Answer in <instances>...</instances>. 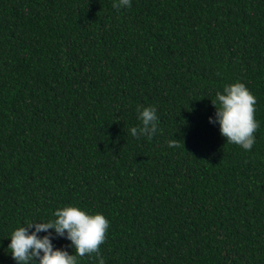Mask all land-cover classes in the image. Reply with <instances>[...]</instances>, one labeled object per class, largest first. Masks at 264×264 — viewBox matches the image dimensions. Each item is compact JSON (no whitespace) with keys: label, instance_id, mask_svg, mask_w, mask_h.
<instances>
[{"label":"trees","instance_id":"16d2710c","mask_svg":"<svg viewBox=\"0 0 264 264\" xmlns=\"http://www.w3.org/2000/svg\"><path fill=\"white\" fill-rule=\"evenodd\" d=\"M113 3L0 0V264L65 206L107 218L105 264H264V0ZM235 82L257 99L251 151L209 122Z\"/></svg>","mask_w":264,"mask_h":264},{"label":"clouds","instance_id":"9594fccd","mask_svg":"<svg viewBox=\"0 0 264 264\" xmlns=\"http://www.w3.org/2000/svg\"><path fill=\"white\" fill-rule=\"evenodd\" d=\"M113 7H131V0H118ZM27 11V9H25ZM216 109L215 119L210 123H218L219 131L226 143L240 146L251 151L255 143V133L259 122L255 118L257 99L242 82H235L224 87L223 94L216 93L211 101ZM140 125L130 129L136 138L146 137L151 140L158 131V116L154 107L138 106ZM177 139L169 141V147H180ZM184 147V144H183ZM185 149V148H184ZM55 219L48 222L28 223L16 228L10 237L8 249L17 264H79L78 258L93 256L98 264H105L100 248L108 236L109 221L102 214H89L77 206L58 208L53 213ZM35 230L29 232V229ZM55 231L59 237L71 242L75 254L62 249H54L49 230ZM48 233L43 237L38 233Z\"/></svg>","mask_w":264,"mask_h":264}]
</instances>
